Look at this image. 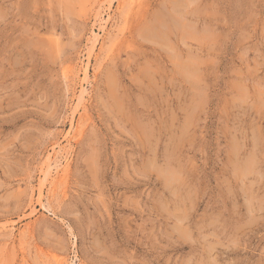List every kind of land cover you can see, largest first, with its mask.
I'll list each match as a JSON object with an SVG mask.
<instances>
[{"label":"rangeland","instance_id":"1","mask_svg":"<svg viewBox=\"0 0 264 264\" xmlns=\"http://www.w3.org/2000/svg\"><path fill=\"white\" fill-rule=\"evenodd\" d=\"M0 264H264V0H0Z\"/></svg>","mask_w":264,"mask_h":264},{"label":"bare ground","instance_id":"2","mask_svg":"<svg viewBox=\"0 0 264 264\" xmlns=\"http://www.w3.org/2000/svg\"><path fill=\"white\" fill-rule=\"evenodd\" d=\"M177 23V22H176ZM100 24V23H99ZM104 30V29H103ZM86 74V73H85ZM49 157V161H51V160H53V157H54V154H52V155H50V156H48ZM61 160V159H60ZM48 165H50V164H48ZM52 166H54L53 164H52ZM49 167V166H48ZM51 167V166H50ZM56 169V168H55ZM47 174V173H46Z\"/></svg>","mask_w":264,"mask_h":264}]
</instances>
